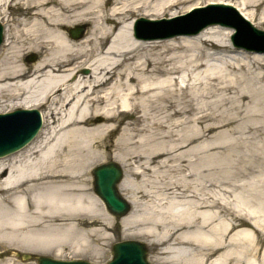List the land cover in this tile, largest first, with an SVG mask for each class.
I'll list each match as a JSON object with an SVG mask.
<instances>
[{
    "label": "bare ground",
    "instance_id": "bare-ground-1",
    "mask_svg": "<svg viewBox=\"0 0 264 264\" xmlns=\"http://www.w3.org/2000/svg\"><path fill=\"white\" fill-rule=\"evenodd\" d=\"M199 1L0 0V97L43 122L0 157V264L105 259L117 220L157 263L264 264V49L230 46L217 24L153 39L133 25ZM237 4L264 24V0ZM119 116L132 121L109 144ZM108 154L131 207L119 219L93 185Z\"/></svg>",
    "mask_w": 264,
    "mask_h": 264
},
{
    "label": "water",
    "instance_id": "water-1",
    "mask_svg": "<svg viewBox=\"0 0 264 264\" xmlns=\"http://www.w3.org/2000/svg\"><path fill=\"white\" fill-rule=\"evenodd\" d=\"M219 22L220 19H211L198 24L192 31L175 30L168 34H158L152 37H166L185 32H197L210 23ZM238 32L235 35L234 43L248 49L256 47L239 40L241 35L240 27L235 26ZM84 27L70 29L71 35L80 37ZM264 35V32H255ZM31 56L29 60H34ZM41 125V120L36 110H18L7 114H0V156L13 152L28 142ZM95 178V191L104 201L107 209L116 216H122L130 209L129 204L120 196L116 189V183L122 177L121 167L113 161L101 164L93 169ZM112 259L106 264H151L146 259V246L136 240H126L113 243L111 246ZM24 258H29L24 255ZM38 264H93L84 260L63 261L46 256H36Z\"/></svg>",
    "mask_w": 264,
    "mask_h": 264
},
{
    "label": "rangeland",
    "instance_id": "rangeland-1",
    "mask_svg": "<svg viewBox=\"0 0 264 264\" xmlns=\"http://www.w3.org/2000/svg\"><path fill=\"white\" fill-rule=\"evenodd\" d=\"M209 1H211V0H202V1L200 0L198 3H195L194 5H198L199 7H202V8H199V9H194L195 6H193V7L186 6L185 8L180 9V10H177V9L175 10L174 9V12L171 11V13L170 12H165L164 14L155 16L152 19L160 20L159 22H157L155 24H150L149 23V22H152V21L143 22V23H141L142 28L143 29L153 28L154 30H160L162 28L169 27V26H172V25H175V24H178V23L191 22V21H194L197 18L200 19V20H204L203 18L209 17V16L225 15L226 19H229V20L232 19L234 22H238L239 23L238 25L244 31L243 35H248V36H242L241 37L242 41H244V42L247 41V43H252V44L264 45V39L259 38V37H255L254 34L247 28L248 25H250V26H252V27H254L256 29L264 30V24L259 23V19L257 17H256V19L252 18V20H249L250 16H249V18L247 17L253 11V8L249 7L246 10H241L240 7L237 4V2L239 0H222L220 2V3L224 2L225 4L228 5V7L227 6H223V5H212V6L207 5V4H209ZM213 3H216V2H213ZM203 6H205V7H203ZM188 12H190L189 14L193 13V16H190L188 18H183V19H180L178 21H173V22H171L172 20H166V21L165 20H161V19L173 18L175 16H179V15H182V14H188ZM140 17L149 18V17L142 16V15L137 16L135 18L134 22H133V25L136 23V21ZM162 21H165V22H162ZM217 25L220 26V28H221V38L225 39L226 42L230 46L238 47V46L233 44V41L236 40V38L234 36L235 28H233L232 25H223V24H217ZM86 29H87V25L85 26V30ZM143 32L145 33L146 31H143ZM157 33L160 34V32H157ZM257 39H260V40H257ZM238 48H241V47H238ZM241 49H244V48H241ZM244 50H246V49H244ZM251 52H253V51H251ZM33 55H35V59L33 61H27L26 60V58L28 56L31 57ZM222 56H223V58H225V59H227L229 61L231 59H237V58H244L245 57L243 53H236V52H229V53L225 52L224 54H222ZM37 59H38V55L35 52H33L31 54H27V55H25L22 58V60H24L28 65L33 64ZM0 102H1L0 113H2L3 111H6V110H13V109H17L19 107L21 108V106H18V107H15V108H10L11 103L15 102V99L10 98L9 95H6V96L4 95L3 97H0ZM42 109H44V108H41V110ZM104 120H105L104 117L98 114L96 116L91 117L88 120L87 124L92 125V124H96V123H99V122H103ZM131 121L132 120L130 119V117H127V116H119V117H117V120L114 122V125L117 126V130L115 132H113L107 138L108 143L109 144L113 143L115 137L120 132V129L123 126H125L127 123L131 122ZM110 148H112V147H110ZM204 152L206 153L207 150H205ZM111 160L118 162L117 160L113 159V157H111L108 154L104 159L100 160V162H97L94 165H98L100 163H104V162L111 161ZM124 162L126 164L127 163L129 164V162H132V160L128 159V160H124ZM94 165L92 166V168L95 167ZM120 165H121V163H120ZM126 168H127V170H125L126 171L125 173L128 174L130 177H133L134 175H133V173H131L132 169L134 168L133 164H132L131 168L129 166H126ZM119 184H120V182L118 183V190H119L120 193H122L120 188H119ZM110 215L113 216L114 218H117V219L120 218V217H116V216L112 215L111 213H110ZM121 232H122V226H121L120 223H118V220H117L116 228L113 229V231L109 232V241L105 245V249L107 250V257L104 259V255H102L101 257H97V258L90 257V256L87 257L86 256V258H84V259H86L88 261H91V262H94V263H106L112 257L111 245L113 243L118 242V241H122V240H130V239L138 240L140 242H143L142 239L140 238L141 239L140 240L138 237H132V238H130V237L128 238L127 237V238H124V237H122ZM144 244H145V241H144ZM146 247H147V254H146L147 260L150 263H152V264H163V263L155 262L154 259H153V252H152L150 246H148L146 244ZM103 249H104V246H103ZM72 257L73 258H77V257H81V256L80 255H74V254H72V255L66 254V256H64L63 258H72ZM22 261L26 262L27 260L26 259H22Z\"/></svg>",
    "mask_w": 264,
    "mask_h": 264
}]
</instances>
